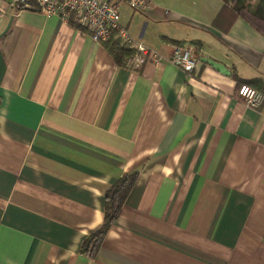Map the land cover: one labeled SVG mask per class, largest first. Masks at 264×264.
Returning a JSON list of instances; mask_svg holds the SVG:
<instances>
[{
    "label": "crops",
    "instance_id": "crops-1",
    "mask_svg": "<svg viewBox=\"0 0 264 264\" xmlns=\"http://www.w3.org/2000/svg\"><path fill=\"white\" fill-rule=\"evenodd\" d=\"M132 39L191 71L118 66L84 30L35 7L0 14V264H264V36L221 0H116ZM2 7H0L1 10ZM223 64L217 71L201 58ZM137 173L93 257L106 191Z\"/></svg>",
    "mask_w": 264,
    "mask_h": 264
},
{
    "label": "built area",
    "instance_id": "built-area-1",
    "mask_svg": "<svg viewBox=\"0 0 264 264\" xmlns=\"http://www.w3.org/2000/svg\"><path fill=\"white\" fill-rule=\"evenodd\" d=\"M133 10L146 9L152 0H124ZM7 8L18 6L22 8L35 7L43 15H57L64 21L72 22L77 28L86 31L94 41H107L111 37L119 38L123 43L134 49L126 60L125 65L136 69L145 60L154 65L163 63L174 64L185 71H191L196 64L188 48L173 45L168 57L159 52L135 42L127 29L120 22V10L116 0H0V14ZM237 96L251 107H259L263 94L247 84H241Z\"/></svg>",
    "mask_w": 264,
    "mask_h": 264
},
{
    "label": "trees",
    "instance_id": "trees-1",
    "mask_svg": "<svg viewBox=\"0 0 264 264\" xmlns=\"http://www.w3.org/2000/svg\"><path fill=\"white\" fill-rule=\"evenodd\" d=\"M222 6L216 15L213 24L227 31L237 18H242L251 27L264 36V0H221ZM164 40L183 47L178 40L164 37ZM104 47L118 66H125L126 58L134 49L123 43L119 38L111 37L104 43ZM137 173L125 174L119 177L106 191L104 220L101 226L87 236L81 244L80 252L93 257L109 227L116 218L129 190L132 188Z\"/></svg>",
    "mask_w": 264,
    "mask_h": 264
},
{
    "label": "water",
    "instance_id": "water-1",
    "mask_svg": "<svg viewBox=\"0 0 264 264\" xmlns=\"http://www.w3.org/2000/svg\"><path fill=\"white\" fill-rule=\"evenodd\" d=\"M201 61L208 62L211 66H213L217 71H219L221 73H224V74L229 73L228 69L223 64H221L217 61L211 60L209 58H204V57L201 58Z\"/></svg>",
    "mask_w": 264,
    "mask_h": 264
}]
</instances>
